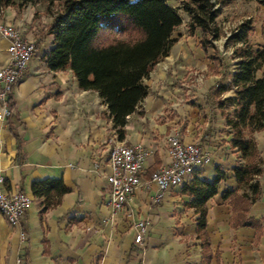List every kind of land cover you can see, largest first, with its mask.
<instances>
[{"label": "crops", "instance_id": "1", "mask_svg": "<svg viewBox=\"0 0 264 264\" xmlns=\"http://www.w3.org/2000/svg\"><path fill=\"white\" fill-rule=\"evenodd\" d=\"M24 8L3 9L0 22L14 25L23 38L35 42L43 26L25 15ZM187 20L185 16L182 23ZM191 36L199 38L200 32L195 30ZM176 38L167 54L171 59L181 41ZM51 40L45 33L8 96L18 121L0 130L1 188L30 200L16 226L0 214V264H200L196 215L183 205L189 198L179 192L194 176L210 183L214 167L226 177L205 205L208 264H264V130L248 135L263 160L256 178L259 195L244 214L254 222L248 227L220 197L225 191L240 194L231 169L242 164L229 146L230 131L209 95L221 79L220 64H156L143 79L147 94L125 117L121 139L126 145L140 143L147 152L141 185L129 205L110 217L106 175L112 122L98 94L80 90L69 68L58 72L46 68ZM5 47L0 38V65L6 60ZM179 50L185 54L183 48ZM185 69L200 73H190L180 84L177 79ZM261 73L264 66L257 75ZM232 96L229 91L221 98ZM170 133L184 143L197 144L207 161L184 184L163 192L161 200L151 204L156 188L148 183V176L169 164L165 137ZM15 137L20 140L18 156ZM45 178L60 179L67 192L56 206L41 211L42 199L31 195L30 184ZM139 219L147 221L148 230L142 246H135L131 222Z\"/></svg>", "mask_w": 264, "mask_h": 264}, {"label": "trees", "instance_id": "2", "mask_svg": "<svg viewBox=\"0 0 264 264\" xmlns=\"http://www.w3.org/2000/svg\"><path fill=\"white\" fill-rule=\"evenodd\" d=\"M37 1L48 6L57 2L58 10L52 14L51 23L36 36L35 51L45 33L50 35L51 47L44 58L46 68L53 72L69 68L80 90L96 92L106 106L117 139L121 140L125 117L134 112L147 94L143 79L177 41L172 37L182 24L177 10L165 0H0V13L5 8L21 10ZM253 1L264 7V0ZM219 4L218 0H183L180 4L179 10L188 18L184 24L186 34L200 32L198 44L203 53L209 47L214 50L212 42L222 34L217 23ZM250 31V23L242 22L224 39L223 48L232 44L229 58L234 70L227 82L222 78L216 82L209 95L230 131L229 146L242 161L231 169L240 194L225 191L220 197L232 207L241 225L253 227V220L244 218V214L259 195L256 178L261 174L263 160L248 135L264 130V73L257 75L264 66V47L253 48L248 42ZM211 61L214 67L220 64L216 56ZM229 91L232 97L221 98ZM228 106L232 107L231 113L227 112ZM8 109L5 126L11 127L18 118L10 98ZM15 141L18 156L20 140L15 137ZM214 173L210 183L194 176L179 192L189 198L183 205L196 215L200 264H208L210 259L205 205L226 177L219 167H214ZM66 192L60 179L45 178L30 184L31 195L42 199L41 211L56 206Z\"/></svg>", "mask_w": 264, "mask_h": 264}, {"label": "built area", "instance_id": "3", "mask_svg": "<svg viewBox=\"0 0 264 264\" xmlns=\"http://www.w3.org/2000/svg\"><path fill=\"white\" fill-rule=\"evenodd\" d=\"M0 38L6 42V60L0 65V130L5 126L9 116L8 96L17 80L25 71L35 51V42L20 35L17 27L10 23L0 22ZM106 183L109 187L108 207L110 217L129 205L135 190L141 185L143 162L147 152L140 143L126 145L117 139L114 132L109 140ZM166 154L169 164L152 171L148 183L153 184L156 192L151 197V204L158 203L163 192L179 187L189 178L194 169L207 161L195 143H184L178 135L170 133L165 137ZM3 179L0 177V214L11 226H16L30 203L22 193H8L1 188ZM130 215V214H129ZM132 242L142 246L148 230L145 219L132 220ZM24 240V234L19 235ZM19 263V261H17Z\"/></svg>", "mask_w": 264, "mask_h": 264}, {"label": "rangeland", "instance_id": "4", "mask_svg": "<svg viewBox=\"0 0 264 264\" xmlns=\"http://www.w3.org/2000/svg\"><path fill=\"white\" fill-rule=\"evenodd\" d=\"M166 3L172 8L177 10V13L184 21L185 14L179 10L180 4L183 0H165ZM219 1V16L217 18V23L220 26L222 34L219 39L212 42L214 50L208 48L205 54L201 53L199 48V38L194 36H188L186 34V29L184 23L181 24L173 32V37H178L179 43L175 45L173 51H175V57L162 59L157 64H211V59L216 56L220 61L219 72L221 74V81L227 82L229 75L234 69L233 61L229 58L231 51V42L227 44L226 48H223V42L226 37H228L238 25L242 22H249L251 26V31L248 35V42L252 46L264 45V8L257 6L253 0H218ZM23 10L25 15L31 16V20L37 22L38 25L45 26L50 22V18L53 13L58 10L57 2H53L52 5H47L42 1H37L34 4H28ZM26 26H28L26 24ZM254 33H258L255 34ZM182 36H184L182 38ZM185 50V54L179 53V48ZM197 51V52H196ZM199 71L194 69H185L182 76L177 79V82L181 84V81L185 80L190 73ZM200 73V72H199ZM182 82V83H183ZM188 84V83H187ZM179 85V84H178ZM230 110V111H229ZM232 107H227V112L231 113Z\"/></svg>", "mask_w": 264, "mask_h": 264}]
</instances>
